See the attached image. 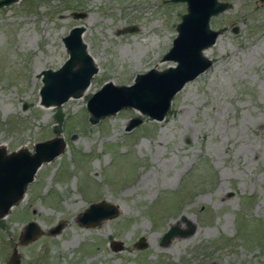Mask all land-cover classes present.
<instances>
[{"label": "rangeland", "instance_id": "1", "mask_svg": "<svg viewBox=\"0 0 264 264\" xmlns=\"http://www.w3.org/2000/svg\"><path fill=\"white\" fill-rule=\"evenodd\" d=\"M225 1L231 6L210 18L212 28L225 27L204 49L212 64L175 94L162 120L143 115L128 131L136 109L90 123L86 100L104 81L129 84L137 72L173 64L162 55L184 1L0 7V145L10 152L57 134L66 141L0 217V264L14 247L17 264H264V0ZM80 10L85 17L71 15ZM76 24L98 71L80 97L44 107L37 73L66 59L62 37ZM100 200L118 214L81 225L77 216ZM28 220L42 232L18 243ZM189 223L193 233L161 244L170 225Z\"/></svg>", "mask_w": 264, "mask_h": 264}, {"label": "water", "instance_id": "2", "mask_svg": "<svg viewBox=\"0 0 264 264\" xmlns=\"http://www.w3.org/2000/svg\"><path fill=\"white\" fill-rule=\"evenodd\" d=\"M13 1L16 0H0V7ZM170 1H184L186 4V9L175 26L176 35L172 38L170 47L162 55L163 60H170L173 64L162 69L153 66L144 72H137L129 84H117L112 80L104 81L86 100L90 123H96L122 108H134L140 114L129 119L125 126L126 131L141 123L143 115L162 120L170 109L175 94L186 82L212 64V59L204 53V49L215 42L225 27L212 28L210 18L229 8L231 3L225 0ZM71 15L75 18H83L86 16V11H72ZM135 28L136 26H128L123 31H132ZM84 30L85 26L82 24L70 27L62 37L63 45L67 50L66 59L57 68H43L37 73L41 80L40 105L57 106L70 97H80L98 71V65L83 40ZM65 146L66 141L61 134L36 141L31 150L19 147L7 152L4 145H0V217H4L24 196L25 189L34 179L38 168L44 162L58 156ZM117 214L118 208L115 204L104 200L92 201L77 216V221L81 225H94ZM62 226L63 223L58 222L49 228L48 232L56 234ZM194 230L195 225L191 223L186 228L170 225L163 232L160 242L166 244L172 236H186ZM41 232L42 229L35 220H28L18 236V243L29 242ZM121 246L120 242H115L112 247L118 250ZM145 246L144 237L140 236L136 247ZM18 262L19 253L14 247L7 263Z\"/></svg>", "mask_w": 264, "mask_h": 264}]
</instances>
